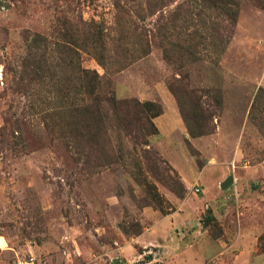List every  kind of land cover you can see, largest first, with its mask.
I'll return each instance as SVG.
<instances>
[{"label":"rangeland","instance_id":"obj_1","mask_svg":"<svg viewBox=\"0 0 264 264\" xmlns=\"http://www.w3.org/2000/svg\"><path fill=\"white\" fill-rule=\"evenodd\" d=\"M24 260L264 264V0H0V264Z\"/></svg>","mask_w":264,"mask_h":264},{"label":"trees","instance_id":"obj_2","mask_svg":"<svg viewBox=\"0 0 264 264\" xmlns=\"http://www.w3.org/2000/svg\"><path fill=\"white\" fill-rule=\"evenodd\" d=\"M83 72H85V71H83ZM94 80H88L87 81V89H89L90 87H95V86H97L98 85V83H99V81H97L95 84H93L92 82H93ZM105 100H107V102H110V103H112V104H114L115 103V100L113 99V98H109V97H106V98H104ZM149 105H151V104H149V103H147V102H143V103H140L139 101H134V106L136 107V108H138V109H140V110H142L143 111V117H144V119H145V121L148 123V124H150V126H152L153 124L151 123V121H150V118L149 117H147V115H146V112H147V110L149 109ZM156 115H158V114H156ZM191 131V128H189V132ZM193 133V132H192Z\"/></svg>","mask_w":264,"mask_h":264},{"label":"water","instance_id":"obj_3","mask_svg":"<svg viewBox=\"0 0 264 264\" xmlns=\"http://www.w3.org/2000/svg\"><path fill=\"white\" fill-rule=\"evenodd\" d=\"M233 177L231 175H228L222 182H221V187L224 188L230 183H232Z\"/></svg>","mask_w":264,"mask_h":264},{"label":"built area","instance_id":"obj_4","mask_svg":"<svg viewBox=\"0 0 264 264\" xmlns=\"http://www.w3.org/2000/svg\"><path fill=\"white\" fill-rule=\"evenodd\" d=\"M17 264H34L33 260L19 261Z\"/></svg>","mask_w":264,"mask_h":264}]
</instances>
